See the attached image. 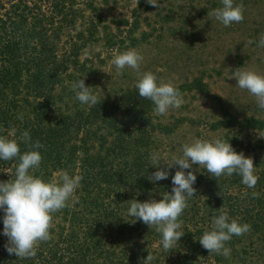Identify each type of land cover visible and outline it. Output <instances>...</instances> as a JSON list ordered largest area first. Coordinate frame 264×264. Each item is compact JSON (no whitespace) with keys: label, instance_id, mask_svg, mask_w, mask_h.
<instances>
[{"label":"trees","instance_id":"trees-1","mask_svg":"<svg viewBox=\"0 0 264 264\" xmlns=\"http://www.w3.org/2000/svg\"><path fill=\"white\" fill-rule=\"evenodd\" d=\"M102 1L0 0V135L15 139L21 154L40 152L41 164L31 170L34 177L50 182L56 172L82 176L75 193L78 202L70 201V207L53 214L52 238L40 244L34 258L19 259L7 252L0 210V264H140L149 253L154 257L151 264H264V167L251 189L238 174L218 180L196 174L197 194L180 217L185 235L174 249L164 251L162 234L128 212L132 200L147 201L157 190L159 201L173 187L171 180L148 179L153 173L150 136L162 126L152 124L153 102L140 97L136 88L114 100H98L88 111L56 114V89L70 80V66L77 63L85 42L84 30L73 32L86 21L87 10L92 13L87 31L96 27L94 17L101 15ZM227 111L226 120L215 126L237 125L228 142L237 153L244 152L242 131H263L264 118L239 121ZM98 128H110L111 138L96 135ZM25 131L31 144L39 141L43 147L25 143ZM87 134L91 137L85 138ZM19 163L18 158L0 160V181L14 180ZM253 192L259 196L254 198ZM222 211L251 225L250 232L226 244L231 249L227 258L210 254L199 242Z\"/></svg>","mask_w":264,"mask_h":264},{"label":"rangeland","instance_id":"rangeland-1","mask_svg":"<svg viewBox=\"0 0 264 264\" xmlns=\"http://www.w3.org/2000/svg\"><path fill=\"white\" fill-rule=\"evenodd\" d=\"M158 3L156 8L146 0H103L104 9L94 17L96 27H91V32L87 31L86 21L91 20L92 13L86 11V21L73 32L84 30L85 42L76 56L77 63L70 66V80L56 89V114L88 111L93 106L80 103L72 88L73 82L85 77L86 86L92 88L98 100H114L136 89V70L126 67L117 73L112 63L115 54L136 49L144 56L140 72L150 71L158 81H171L184 100L179 109L169 110L163 116L156 114L154 106L152 124L162 126L150 136V154L159 152L169 158L182 155L183 145L194 139L220 138L228 142L238 126H215L227 110L239 121L264 118V109L258 107L256 98L239 88L233 76L238 68L264 74V47L258 46L264 38V0H234L235 5L243 4L244 20L231 26L208 16V12L222 7L221 0ZM27 101L23 106L28 113ZM94 133L111 138L110 128H98ZM88 137L91 135L85 138ZM241 142L242 151L246 148L244 155L253 158L258 175L264 167V130H243ZM150 167L154 173L152 162ZM177 170L173 167L169 178L161 181L172 182ZM200 171L196 174H208L204 168ZM63 173L54 174L57 182ZM160 195L154 190L147 198L157 200Z\"/></svg>","mask_w":264,"mask_h":264},{"label":"clouds","instance_id":"clouds-1","mask_svg":"<svg viewBox=\"0 0 264 264\" xmlns=\"http://www.w3.org/2000/svg\"><path fill=\"white\" fill-rule=\"evenodd\" d=\"M146 2L159 7L158 0ZM221 3L222 7L208 12L209 17H214L224 26L243 22V4L235 5L234 0H221ZM258 46L264 47V38L259 40ZM143 61L144 56L140 52L129 49L115 54L112 63L117 73H121L126 67L136 70V88L139 96L153 102L156 114L163 116L167 115L169 110L179 109L184 103L179 88L171 81H158V77L150 71L141 73ZM233 76L238 81L237 86L252 94L258 107L264 109V74L238 68L233 72ZM85 78L72 84L76 99L85 105H96L99 102L98 97L90 86H86ZM21 139L31 144L29 132L25 131ZM31 147L40 149L43 145L36 141ZM14 158L20 161L15 169V179L0 181V210L4 213L3 235L8 238L5 248L10 255L14 254L19 259L34 258L40 244L52 238L50 229L54 226L53 214L70 207V201L78 202L75 193L82 176H72L65 172L60 176L59 183L56 180L45 182L36 178L31 174V170L39 168L42 161L40 152L31 150L21 154L15 139L0 135V160L9 161ZM149 159L156 168V171L148 176L153 183L168 179L171 169L178 167L171 178L172 191L159 201L154 198L144 202L132 200L128 212L136 221H142L150 229L155 228L162 234L164 251L174 249L185 235L180 230L183 225L180 217L188 207V201L197 194L193 185L197 181L196 173L201 172V168L206 169L207 173L217 180L221 176L231 177L238 174L242 177L241 182L250 189L258 182L253 158L246 157L243 152L237 153L231 143L220 138L194 139L191 143L183 145L182 155H172L169 158L159 152H153ZM189 169L191 170L186 171ZM252 196L258 197L259 193L253 192ZM250 230L251 225L230 219L228 213L222 211L213 217L212 229L205 231L199 242L210 254L215 253L227 258L231 249L226 247V244L233 236H242ZM153 259V255L149 253L146 259H141L140 264H151Z\"/></svg>","mask_w":264,"mask_h":264}]
</instances>
